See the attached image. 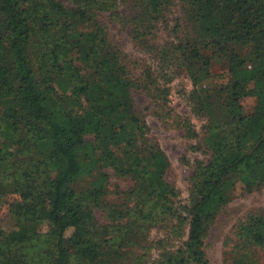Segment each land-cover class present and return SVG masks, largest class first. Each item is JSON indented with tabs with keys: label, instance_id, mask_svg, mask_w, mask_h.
Listing matches in <instances>:
<instances>
[{
	"label": "trees",
	"instance_id": "16d2710c",
	"mask_svg": "<svg viewBox=\"0 0 264 264\" xmlns=\"http://www.w3.org/2000/svg\"><path fill=\"white\" fill-rule=\"evenodd\" d=\"M141 1L152 21L171 4ZM184 1L202 49L226 57L229 72L226 85L207 91L201 108L209 117L201 142L211 158L199 167L190 203L178 205L165 180L169 159L133 113L119 58L93 17L58 0H0V171H13L20 199L10 206L17 230H0V264L103 262V242L86 201L99 205L103 194L84 196L70 186L72 177L89 176L102 162L138 179L147 195L145 217L189 223L184 248L163 264H209L204 236L210 222L239 189L264 187V0ZM248 97L257 102L244 116L240 103ZM113 147L126 150L128 166ZM29 225L46 226V242L40 245L42 235L24 231ZM242 233L248 244L264 246V218H252Z\"/></svg>",
	"mask_w": 264,
	"mask_h": 264
},
{
	"label": "rangeland",
	"instance_id": "374dc122",
	"mask_svg": "<svg viewBox=\"0 0 264 264\" xmlns=\"http://www.w3.org/2000/svg\"><path fill=\"white\" fill-rule=\"evenodd\" d=\"M58 1L69 8L85 9L104 31L108 46L119 58L121 75L132 97L133 113L145 125L147 137L169 159L171 165L165 180L176 192L173 201L178 205L189 204L199 167L212 155L201 142L209 124V117L201 108L207 91L214 94L220 84L226 85L227 79L223 77L229 72L228 59L214 55L213 50L202 49L184 0H171L153 21L144 15L141 0ZM239 53L247 56L249 51L242 48ZM256 102L253 97L243 99L242 114L251 115ZM89 107L86 102L85 108ZM86 140L102 148L93 135ZM13 145L11 150L15 148ZM112 149L128 166L126 150ZM17 158L23 160L22 154ZM12 173L0 171V230L4 234L17 230L10 206L20 199L14 191ZM70 186L84 196L95 190L103 194L99 205L86 199L93 208L103 242L101 264H163L188 241L187 221L156 214L145 217L149 207L145 205L142 212L141 208L147 195L138 179L121 176L103 162L89 176L72 177ZM256 217L264 218V187L250 192L239 189L205 233L208 263L264 264V246H252L242 237V227ZM47 230L42 225L24 228L28 234L42 235L40 245L46 242ZM73 262L78 264L76 259Z\"/></svg>",
	"mask_w": 264,
	"mask_h": 264
}]
</instances>
